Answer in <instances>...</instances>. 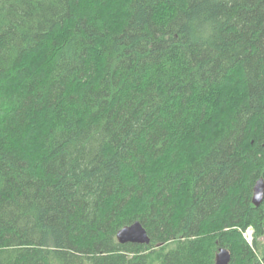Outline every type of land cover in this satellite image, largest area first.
<instances>
[{
    "label": "trees",
    "instance_id": "trees-1",
    "mask_svg": "<svg viewBox=\"0 0 264 264\" xmlns=\"http://www.w3.org/2000/svg\"><path fill=\"white\" fill-rule=\"evenodd\" d=\"M261 179L264 0H0V264H264Z\"/></svg>",
    "mask_w": 264,
    "mask_h": 264
},
{
    "label": "water",
    "instance_id": "water-1",
    "mask_svg": "<svg viewBox=\"0 0 264 264\" xmlns=\"http://www.w3.org/2000/svg\"><path fill=\"white\" fill-rule=\"evenodd\" d=\"M264 200V180L258 181L254 189L253 203L256 207L260 206ZM117 240L120 244L150 245L151 238L140 223L136 222L126 226L117 233ZM232 256L228 249L221 248L216 256L215 264H231Z\"/></svg>",
    "mask_w": 264,
    "mask_h": 264
},
{
    "label": "rangeland",
    "instance_id": "rangeland-1",
    "mask_svg": "<svg viewBox=\"0 0 264 264\" xmlns=\"http://www.w3.org/2000/svg\"><path fill=\"white\" fill-rule=\"evenodd\" d=\"M244 236L247 239V241L252 243L254 239V231L252 229H249L246 233H244Z\"/></svg>",
    "mask_w": 264,
    "mask_h": 264
}]
</instances>
